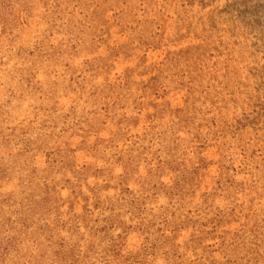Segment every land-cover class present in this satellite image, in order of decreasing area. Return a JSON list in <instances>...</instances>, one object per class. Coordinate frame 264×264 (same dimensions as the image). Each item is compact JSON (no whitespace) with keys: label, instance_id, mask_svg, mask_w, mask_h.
I'll list each match as a JSON object with an SVG mask.
<instances>
[{"label":"rangeland","instance_id":"374dc122","mask_svg":"<svg viewBox=\"0 0 264 264\" xmlns=\"http://www.w3.org/2000/svg\"><path fill=\"white\" fill-rule=\"evenodd\" d=\"M0 264H264V0H0Z\"/></svg>","mask_w":264,"mask_h":264}]
</instances>
